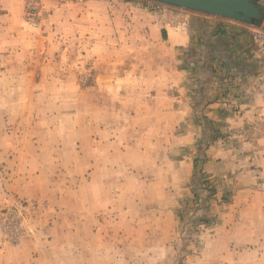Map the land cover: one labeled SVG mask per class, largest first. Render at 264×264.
Segmentation results:
<instances>
[{
    "label": "rangeland",
    "instance_id": "rangeland-1",
    "mask_svg": "<svg viewBox=\"0 0 264 264\" xmlns=\"http://www.w3.org/2000/svg\"><path fill=\"white\" fill-rule=\"evenodd\" d=\"M174 9L0 0V264H264V114L213 126Z\"/></svg>",
    "mask_w": 264,
    "mask_h": 264
},
{
    "label": "crops",
    "instance_id": "crops-1",
    "mask_svg": "<svg viewBox=\"0 0 264 264\" xmlns=\"http://www.w3.org/2000/svg\"><path fill=\"white\" fill-rule=\"evenodd\" d=\"M260 3L264 6V0ZM160 20L161 24L156 23L154 29L165 30L178 63L188 67V76L189 68L197 64H204L207 72L222 73V89L210 93L213 100L202 107L216 129L244 128L258 114H264V74L260 69L264 50L252 41L251 26L175 9L160 16ZM207 153L211 163L227 152L210 146Z\"/></svg>",
    "mask_w": 264,
    "mask_h": 264
},
{
    "label": "water",
    "instance_id": "water-1",
    "mask_svg": "<svg viewBox=\"0 0 264 264\" xmlns=\"http://www.w3.org/2000/svg\"><path fill=\"white\" fill-rule=\"evenodd\" d=\"M204 15L260 27L264 6L260 0H149Z\"/></svg>",
    "mask_w": 264,
    "mask_h": 264
},
{
    "label": "built area",
    "instance_id": "built-area-1",
    "mask_svg": "<svg viewBox=\"0 0 264 264\" xmlns=\"http://www.w3.org/2000/svg\"><path fill=\"white\" fill-rule=\"evenodd\" d=\"M251 38L256 41H262L264 39V36L258 32H254L252 33Z\"/></svg>",
    "mask_w": 264,
    "mask_h": 264
}]
</instances>
